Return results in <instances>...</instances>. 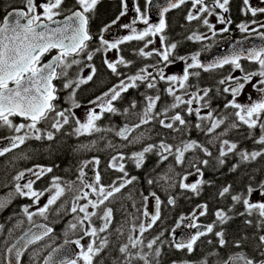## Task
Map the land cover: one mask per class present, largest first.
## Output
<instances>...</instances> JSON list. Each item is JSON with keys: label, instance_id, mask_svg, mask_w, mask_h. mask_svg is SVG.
Wrapping results in <instances>:
<instances>
[{"label": "snow or ice", "instance_id": "6c2138e0", "mask_svg": "<svg viewBox=\"0 0 264 264\" xmlns=\"http://www.w3.org/2000/svg\"><path fill=\"white\" fill-rule=\"evenodd\" d=\"M189 2L191 3V9L188 11L186 17L189 22L202 20L203 24L212 31L213 35H216L215 26L207 18L215 15L217 22L225 25L219 31H229L227 25L231 24L232 20L226 18L223 13L229 12L228 6L230 0H211L210 3L209 0H167L166 6H160L159 22L157 24L149 23L147 11H142L139 6H136L134 9L136 16L130 23L121 25L123 29L128 30L129 34L110 42L105 38L104 33L112 25H115L121 17L126 15L127 3L125 0H121L124 10L110 24L105 25L101 29L99 35L101 47L97 48L96 52H100L101 50L105 52L116 50L119 52V46L125 42L143 41V47L138 50L139 56L145 58L157 56L159 57V61L155 65L140 68L134 75L121 79L117 85H114L107 92L89 101L90 104L95 105L100 111L96 112L95 108L88 109L86 120L83 122L75 117L72 108H58L55 103L58 99V89L54 81L64 79L63 88L71 89L69 99L72 101V107H80L74 99L75 93L81 85L87 84L93 79L96 68L91 64L86 65L91 68V74L86 78H77L76 80L68 78L69 69L74 65H80L81 60L77 59V57H81L82 55L86 57L87 61L93 60V52L89 50V42L93 40L89 24L99 0H76V4L79 7L67 10L63 7L65 0H42L39 5H37L36 0H24L22 8L7 12L3 16L2 22H0V128H7L13 135L0 137V140L8 141L7 144L0 147V156H4L14 149L20 148L21 145H24L29 140L53 141L55 134L61 132L64 126L69 125L71 121H74L73 133L77 136L101 132L102 129L97 124V121L101 120L104 113L115 114L118 112L117 107L114 106V102L120 99L123 93L127 92L130 88L139 87L140 84H146L148 89H155L157 87L156 78L158 77L159 80L168 82L169 87L165 91L173 97L174 102L162 110L156 111L160 95H145L146 106L142 113L136 114L139 117V122L132 125L125 124L116 131V136L127 141L128 144L140 143L144 139L143 133L139 136H131V138L130 134L142 125H147L154 121H158L162 128L174 132L182 131L189 126L190 122L179 111H176L171 116H169V112L180 108L181 105H186L187 115L191 116L195 114L199 121L195 127L203 131L205 135L211 136L215 133L221 125L225 124L229 115L236 118L224 132L213 136L208 141L211 144L219 140L220 147L217 159L220 165L225 163L224 158L229 154H238L242 162L254 161L258 157H264V147L251 152L246 150L237 151L238 145L236 142H230L228 139L220 140V137L226 135L229 129L244 125L249 130V138H252L254 130L259 128L260 135L254 139V143L264 146V44L234 50L230 56L218 58L208 65L200 62L198 59L200 53L191 55L190 63L187 62L188 57L174 56L177 44H169L166 35H164L166 29L165 13ZM148 3L151 4L152 0H148ZM243 5L242 11L245 14L251 13L253 17H256L258 13L264 14V7H253L250 5L249 0H243ZM215 9H219L220 12H215ZM61 16H63L62 20L57 19ZM138 22H142L146 27L143 30H138L136 27ZM250 25H256V27H251ZM237 27L242 33L255 34L264 40V32L260 31V29H264V21L253 19L250 24L241 23ZM157 35H159L161 48L145 51L149 45L154 43V40L146 38L156 37ZM205 38V36L196 33L187 37V39L195 41ZM53 51H55V55H51V59L45 61V56L53 53ZM175 59L185 62L183 74L179 76H166L164 68L173 63ZM241 59L253 62L258 67L255 70L245 71L240 63ZM105 63L113 74L120 75L117 70L118 65L127 67L132 62L120 56L114 62L105 60ZM161 63L163 67L160 66ZM226 65L232 66L233 71L239 70L242 73L241 76L229 74L218 81L219 85L224 86L222 89L223 93L229 94L232 97L231 100H228L224 104V108H231L234 111L219 117L214 116L212 110H209L206 115H201L203 108H210L207 98L212 89L197 86L195 91H189L191 85L186 84V82L189 81L191 76L199 77L200 75L199 71L191 70L201 69L207 72L223 68ZM148 67L153 68L155 74L149 72ZM255 77H259L260 79L253 83ZM177 84L179 89L183 90L184 94L189 97L188 99H184L181 95L176 94L175 86ZM249 84H251L253 91L259 93V96L257 99H252L251 93H249L248 102L241 104L238 102V97L243 94L244 89ZM194 104L197 107L194 108ZM131 107H136L135 102H133ZM123 112L124 114H128L129 109L125 108ZM15 117L21 118L22 122L15 123L13 119ZM166 120L169 122H166ZM41 124H48L49 128H41ZM177 124L181 127H176ZM205 124H207V127H205ZM103 130L112 131L110 128ZM95 143V141L92 142L93 145ZM81 147L87 148L88 146L82 145ZM108 147L124 148L127 147V144L117 146L109 142ZM190 150H200L209 157L212 155L206 146L199 144L195 140H182L180 144L173 145L162 139L158 144H147L142 150L133 152L131 156L127 157L123 152H117L116 155L111 157L108 168L114 169L122 173V175L108 185L101 182V173L98 170L100 165L99 157H93L91 160L81 162L76 181L62 182L60 177L54 176L52 177L50 188L43 191H38L33 186L36 181L51 173L53 171L52 167L37 164L32 168L18 172L13 177V180L16 182L15 193L17 195L31 199L33 205H38L39 200L45 195V192L50 193V195L46 203L43 206H38L34 212L29 211V207L27 206L23 208V212L28 221L32 223V227L12 247L8 248V252L14 256L15 264H21V257L29 245L43 241L53 232V228L46 224H35L33 217L38 215L47 219L49 212L55 211L59 215L62 209L65 212L73 214L74 222L69 223L68 229L82 232V235L75 240H65V244H74L79 251L73 254L66 248H52L51 252L43 258V264H95V258L108 245L107 237H101L99 234L107 232L113 223V208L108 207L106 202L112 203L117 194L121 193L123 189L137 179L135 176L129 177L123 161L126 159L132 160L135 163V167L139 169L146 161L147 154L154 153L158 156L160 163L168 160L169 156L174 155L175 163L182 164L185 160V153ZM201 163L207 165L209 161L205 159ZM90 164L93 165L91 169L93 176L91 178L88 177V173L85 171ZM192 166L195 167V163ZM235 167L234 165L233 171ZM196 170L200 173L199 168ZM26 174H30L35 179H28L26 183L21 184L20 181L25 178ZM200 174L202 175V173ZM160 179L169 182L172 180V177L165 174ZM186 179L187 176L184 177V180ZM147 182L149 185H152L157 181L149 179ZM203 183V180H198L195 183L188 184L181 180L179 187L181 189H190L192 192L199 194L200 185ZM168 186L174 187L175 185L168 183ZM230 188V185L223 187L219 195L221 197L226 196V194L230 193ZM85 189L90 191H85ZM254 192H259L261 200L256 202L251 200ZM68 194H72L70 208H65V204L68 203L65 200L58 208L53 209V206L57 205V202L61 201ZM90 194L96 196V199L89 198ZM150 196L155 199L153 211L149 212L147 210L149 196H143L144 206L141 215L146 219L141 220L138 225L133 223L132 228L129 229L127 243L119 247V252L125 257V264H131L132 259H139L143 261V264H152L149 256L153 254L155 264H160L161 248L154 246L158 242L164 243L161 240L164 232L161 231L159 235L148 240L145 244V233L152 229L161 218V199L155 192L150 193ZM82 200L86 202L81 204L80 201ZM231 200L234 205H243L244 211L238 213V215L257 216L258 219L255 222V227L260 231H264V181H260L256 187L249 184L246 193L231 195ZM167 203L174 205L175 199L170 196ZM3 207H5V204L0 202V208ZM199 207L202 209L199 215H206L207 205ZM137 211L140 212V209H137ZM231 211V208L228 209V212L222 209L217 210L215 213L216 220L203 227L196 223L195 212L191 217L181 216L180 221L186 218L189 219L190 223L187 226L196 229V231L194 234L187 235L185 239H173L169 242L170 246L178 251L186 249L191 254L197 241L201 237H205L211 233L218 238L219 246L221 248L225 247L228 244V240L225 238L226 234L223 228L221 227L220 230L215 229L217 225H225L233 218L228 214ZM94 218L102 221L99 227L95 225ZM134 219H138V217ZM244 223L250 226L253 225L251 219H246ZM176 226H180L179 221ZM122 228L123 226H121V229H117V231H122ZM0 229H2V226H0ZM33 229L36 230L33 231ZM134 232H138V234L133 235L132 233ZM85 237L90 238L86 246L81 243ZM246 240L247 237H241L235 240L234 244L237 248H241ZM208 243L212 244L213 241L209 240ZM144 247L149 251H143ZM255 247L258 251L259 259L250 257L244 252H238L230 255L227 260L218 262V264H264V234L258 236V243ZM132 250L136 251L133 252ZM35 255H39V253L37 252ZM201 264H207V261H202Z\"/></svg>", "mask_w": 264, "mask_h": 264}, {"label": "trees", "instance_id": "16d2710c", "mask_svg": "<svg viewBox=\"0 0 264 264\" xmlns=\"http://www.w3.org/2000/svg\"><path fill=\"white\" fill-rule=\"evenodd\" d=\"M17 0H9L5 5L3 0H0V19L3 12L8 8V5H15ZM112 4L103 2L97 7L96 18H94L91 28H95L96 25L110 16L112 10ZM190 25L183 22V15L176 14L170 17L169 20V33L173 37L178 38L177 51L179 56L189 54L187 48H192V45L185 40V33L189 30ZM100 67H98V76L93 78L89 84L82 86L74 96L77 103H86L87 100L96 98L99 93L107 86L111 85L114 81L106 76L101 75ZM104 72V71H103ZM221 74V73H220ZM217 73H201L199 77L191 76L186 84L191 85L190 91H195L196 87L211 88L212 91L207 98L210 104L208 110H212L214 116L227 115L234 110L229 108L225 109L224 104L230 100L229 94L223 93V85H219L218 81L222 78ZM220 77V78H219ZM161 83L160 100L157 102L156 111H160L173 103V97L166 95L165 85L166 82ZM109 87V86H108ZM106 87V89L108 88ZM70 91V89H68ZM69 93V92H68ZM145 95L156 96L152 91L146 88V84H141L137 88L129 89L126 93H123L121 98L115 103L118 112L107 116L105 114L101 120L97 121V124L101 127L105 136H108L107 132L103 129H112L110 138H113V145H124L119 143L116 136V131L119 126L125 124L132 125L139 122V117L136 114L142 113L146 106L147 101ZM135 102L136 107L132 108L131 105ZM58 103H62L61 95H59ZM129 109L128 114H124L123 110ZM171 112H169L170 115ZM174 114V110L172 111ZM189 126L182 131L174 132L169 129L162 128L158 121H154L147 125H142L139 129H135L134 136L144 134V139L137 144H128L127 147L114 148L115 151L123 152L126 157L131 156L133 152L142 150L147 144H158L162 139L169 144L178 145L181 141L195 140L199 144L206 146L212 155L206 156L200 150H190L185 153V160L182 164L175 163L174 155L169 156L168 160L163 163L159 162V158L154 153L147 154L146 161L137 169L135 163L132 160L126 159L124 161L125 169L128 172L129 177L135 176L137 179L125 190L127 194H121L116 200L119 209H116L114 213V222H118L123 217L137 216L135 210V203L143 199V196H149L150 193L155 192L161 199V218L153 226L150 233L146 232L145 243L148 240L153 239L161 231L164 235L161 240L163 244L157 243L154 247L161 248V256L159 257L160 264H201L202 261H207V264H218V262L227 260L230 255L238 252H244L250 257H256L259 259L258 251L255 245L258 243V236L264 234V231H260L255 227V222L258 219L257 216H240L238 213L243 212L244 208L242 204H233L231 195L246 193L247 186L251 184L256 187L260 181H264V157H258L254 161L242 162L238 154H229L225 157V163L220 165L218 163L219 156V140L209 144L208 141L213 136L218 135L228 128L229 124L236 118L229 115L225 124L221 125L211 136L205 135L203 131L195 127L199 121L193 116L187 117ZM163 118V117H162ZM112 124V127L109 124ZM176 127L180 128L178 124ZM207 127V125H205ZM101 132H98L101 136ZM249 130L246 126L241 125L238 128L229 129L226 135L220 137V140L228 139L230 142H236L238 150H246L251 152L253 150H259L261 145L255 144L254 139L260 135L259 128L254 130V136L248 137ZM97 135V133H96ZM90 136V135H88ZM85 138V139H84ZM107 137L102 139L101 137H93L92 140L83 137L77 139L73 133V128L66 125V129L57 133L56 138L49 142H26L19 149L0 156V194L10 186L15 185L13 177L20 171L25 170L34 165H43L46 167H52L53 172L65 174L68 177L74 176V171L79 169L81 162L86 161L92 157H99L100 159V172L104 173L106 170L107 160L106 154L111 152V148L108 147ZM85 140L89 142L97 141L95 145L92 143L83 144ZM82 145L93 147L91 150L82 148ZM81 147V149H79ZM27 157V158H24ZM207 159L209 163L204 165L201 161ZM195 163V167H193ZM235 170L233 171V166ZM197 168L200 169V173L197 172ZM168 174L172 177V180L165 182L160 177ZM189 175L186 180L191 178L194 183L198 180H203L204 183L200 185L199 194L192 192L190 189H181L179 182L184 180V176ZM153 179L156 183L149 185L148 180ZM168 183H173L174 187H169ZM231 186L230 193L221 197L219 192L225 186ZM129 196V197H128ZM175 199V204L170 205L167 203L169 197ZM28 201L18 198L14 205H11L4 210L0 215V264H4V252L6 247L21 235L28 227L22 219V207L26 206ZM207 205V212L201 218L200 223L204 226L213 223L216 220L215 213L217 210H224L228 212V209H232L228 214L233 218L225 225H217L215 230H220L222 227L228 244L225 247H220L218 244V238L209 233L205 237H201L194 246V251L189 254L187 250H176L171 247L169 242L173 240V230L181 216L188 217L194 212L201 209L199 206ZM60 219V218H59ZM126 219V218H125ZM246 219H251L253 225H247L244 223ZM122 225H126L122 223ZM58 229H55V231ZM114 237L116 235L114 234ZM241 237H247L241 248H237L234 241ZM212 240L213 243L209 244L208 241ZM147 251H149L147 249ZM152 264H155L154 254L149 256ZM34 264L32 257L26 254L23 257L21 264ZM38 264V263H35ZM96 264H125L124 255L119 253L117 248V241H114L107 249L104 255H102ZM131 264H143L138 259H132Z\"/></svg>", "mask_w": 264, "mask_h": 264}, {"label": "flooded vegetation", "instance_id": "af4514ba", "mask_svg": "<svg viewBox=\"0 0 264 264\" xmlns=\"http://www.w3.org/2000/svg\"><path fill=\"white\" fill-rule=\"evenodd\" d=\"M8 1L9 0H3V4L5 5L6 3H8ZM17 1L18 2H16L17 4H15V5H8V8L3 12V15L0 19V22H2V18L4 15L7 14V12L13 11V10H18V9L23 7L24 0H17ZM41 2H42V0H36L37 5H39ZM103 2H107V3L112 4L113 9L110 12V16L106 20L98 23L95 28H91L90 25L92 24L94 18H96L95 16H96V12H97L96 11L97 7ZM125 2L127 3L126 15L121 17L120 20L115 25H112V27L107 32L104 33L105 38L108 39L110 42L114 41L116 38H119V37H122L124 35L129 34L128 30L123 29L121 27V25L130 23L132 21V19L136 16V13L134 10L136 6H139L142 11H144V10L147 11L149 23L157 24L159 22V17L158 18H157V16L154 17L152 14V11H150V9H149L150 4L148 3V0H125ZM210 2H211V0H209V3ZM249 3L253 7H264V0H249ZM63 7L67 10V9H75V8H78L79 6L76 4V0H65ZM97 7H96L94 13L92 14V19L90 20V24H89L90 32L93 35V40L89 42V50L93 52V60L87 61L86 57H84L83 55L81 57H77V59L81 60V63H80V65H74L71 69H69V76H68L69 79L86 78L89 74H91V68L86 66L88 64H91L96 68V72L93 75V78L98 76V74H99L98 73V67H100V69H101L100 71L102 72L101 75L106 76V78H109L112 81H120L121 79H126L127 76L134 75L140 68L146 67L148 65L157 64V62L159 61V57H157V56H152V57H147V58L139 56L138 50H139V48L143 47V44H144L143 41L125 42L123 45L119 46V48H120L119 52H117L116 50H109L107 52L101 50L100 52H96V49L101 47L100 43H99V35H100L101 29L104 28L105 25L110 24L111 21L116 19V17L119 16L120 12L122 10H124L123 5L121 3V0H99ZM228 7H229V12L223 13V15L226 18H230L232 20V23L227 25V27L229 29V31H227V32L219 31V29L225 27V25L219 24L217 22V18L215 15L207 17L209 19V22L215 26L216 35H213L212 31H210L203 24L202 20H194V21L189 22L186 19L188 11L191 9V3L190 2L186 3L185 5H181L179 8L169 10L167 13H165L166 29H165L164 35H166V37H167V42L169 44L176 43L177 47L179 45L178 38L171 36L169 33L170 17L179 13V14L183 15V22L190 25L189 30L184 35L185 40L192 45V48H187L189 50L190 54H195V53H199V52L204 51V50H208L215 44L233 43V42H237V41H242L244 39H247L248 37L252 38L255 46L264 44V40H262L259 36L255 35V34H250L247 32L242 33L239 30V28L237 27L241 23H249L250 24V22L253 19H255L257 21H264V14L258 13L256 17H253L251 15V13L245 14L242 11V9L244 8L243 0H230ZM215 12L219 13L220 10L215 9ZM204 15H206V14H204ZM57 19L62 20L63 16L58 17ZM250 26L256 27V25H250ZM136 27L138 30H143L146 26L142 22H138ZM260 31L264 32V29H260ZM193 33L201 34V35L205 36L206 38L202 39L200 41L187 39V37L192 35ZM146 39H152L154 41L160 42L159 35H157L156 37H148ZM145 51H148V48H146ZM219 51L220 52L226 51V46L221 45ZM51 55H55V51H53V53L49 54L48 56H45V58H44L45 61L51 59ZM120 56H122L125 60L131 61L132 63L127 67H125L124 65H118L117 70L120 73V75H115L107 67L105 60L114 62ZM174 56H178L177 48L174 50ZM110 57H111V59H110ZM240 63L242 65L243 69L244 70L248 69V71L255 70L258 67L257 64L250 62L246 59H242L240 61ZM206 73H217V74L221 73L219 76H223V75L228 76L229 74H232L234 76H241V74H242L239 70L233 71V68L230 65H226L223 68H217L215 70H212V71H209ZM258 79H260V78L255 77L253 80H258ZM63 80L64 79H58V80H56V83H55V85L58 89V93H57L58 97H59V95L63 94V91H61V87L59 89L60 85L58 82L63 81ZM91 81H89L87 84H89ZM113 85H114V83L111 85L108 84L107 86H105V88L101 91V94H103L104 92H107L110 88H112ZM106 87H108V88L106 89ZM42 125H45V124H41L40 125L41 128L44 127ZM55 138H56V136H55ZM30 141H36V140L33 139V140H29V142ZM42 141L49 142L48 140H41V141H37V142H42ZM7 143H8V141L5 142V144H7ZM113 155L114 154H111L110 156L112 157ZM33 166H34V164H32L31 168ZM74 173H75V171H74ZM55 174H57V173L52 171L51 173H48L45 176L55 175ZM60 174L65 175L63 173H60ZM92 176L93 175H90V177H92ZM28 179H35V177L31 176L30 178H27V180ZM27 180H26V182H27ZM50 186H51V184H47L46 179L43 176L40 180L36 181V183L34 184L33 187H34V189H36L38 191H43L45 189L50 188ZM19 197L20 196L15 193V186H10L7 189H5L0 194V202H3L5 204V207L0 208V215L8 207H10L11 205H14ZM22 198H24V197H22ZM25 198L27 199L28 202H30L26 206H28V207L32 206L33 205L32 200L27 198V197H25ZM64 201H65L64 199H61V201H58L57 205H54V207L58 208L59 205L61 203H63ZM45 203H46V201H45ZM67 205H68V203L65 204V207ZM69 205L71 206V202L69 203ZM118 205L119 204H117V206H113V207L111 205H107L108 207L113 208V223H112V225H110V230H111V233L113 234V236H112V239L109 240V246H111V244L114 241H117V247L119 246L118 243H119V237H120V232H118L117 229H121V226H123L122 231L126 230L125 225H122V223L125 224L130 219L129 217H123L121 220H118L117 223L114 222V213L116 211L115 209H119ZM23 207H25V206H23ZM63 212H65V211L62 209V213ZM144 219H146V218L141 217L140 221L144 220ZM95 220L98 222L97 227H99L102 224V223L100 224L101 221L98 219H95ZM54 227L56 229V226H54ZM114 234L116 235V237H114ZM47 240H48L47 238L44 239L42 242H40V244L43 242H46ZM64 241L65 240H63V241L61 240L60 242H64ZM97 243H98V241H97ZM39 245H36L35 247H37ZM76 250H77V252L79 251V249H77V248H76ZM106 251L107 250H104L98 257L95 258V264L97 263L99 258L105 254Z\"/></svg>", "mask_w": 264, "mask_h": 264}, {"label": "rangeland", "instance_id": "374dc122", "mask_svg": "<svg viewBox=\"0 0 264 264\" xmlns=\"http://www.w3.org/2000/svg\"><path fill=\"white\" fill-rule=\"evenodd\" d=\"M153 48L160 49V48H161V43H160L159 41H154L153 44H151V45L148 46V51H151ZM186 57L189 58L187 62L190 63V62H191V60H190L191 55H188V56H186ZM110 59H111V57H110ZM161 67H163V64L161 65ZM184 67H185V62H184V61H179V60H178L177 63H175V64H169L167 67H165V68H164V73H165L166 76H167V75H178V76H179V75H182V74H183V68H184ZM148 71H149V72H153V68H148ZM241 75H242V74H241ZM255 82H256V80H253V83H255ZM168 87H169V84L167 85V88H168ZM175 87H176V94L181 95L184 99H188V98H189L187 95L184 94V91H183V90L179 89L178 84H177ZM167 88H166V89H167ZM189 91H190V90H189ZM249 93H251L252 99H257L258 96H259V93L253 91L251 84H249V85H247L246 88L244 89L243 94L240 95V96L238 97V102H240L241 104L248 102V94H249ZM231 99H232V97H231ZM79 104H80V103H79ZM182 106H184V107H182ZM193 107L195 108V107H197V105L194 104ZM68 108H72V111L74 112L75 117L79 118L82 122L86 120V113L83 112L84 108H86V109L95 108L96 112H99V111H100L99 108H96L95 105L90 104V103H87V104H85V103L80 104V107H77V108H73L72 106H70V107H68ZM186 108H187L186 105H181L179 110H182V111H179V110H176V109H175L174 112L179 111V112L181 113V115H187ZM66 109H67V108H66ZM206 113H207V112H204V111L201 110V115H206ZM170 115H173V113L170 114ZM187 116H189V115H187ZM193 118L196 119V116H193ZM168 122H169V121H168ZM2 129H7V128H2ZM7 130H8V129H7ZM133 132H134V131H133ZM133 132H132V133H133ZM132 133H131V134H132ZM11 135H13L12 132H11ZM4 145H5V143H1V142H0V147H3ZM79 149H81V147H80ZM91 169H92V165L90 164V165L88 166V168L85 169V170H86V172H88V171L91 170ZM186 176L188 177L189 175H186ZM184 177H185V176H184ZM27 178H30V174H26L25 178H24L23 180H21L20 183H21V184L26 183ZM186 181H187L188 184H192V183H194V181H192L191 178H189V179L186 180ZM49 195H50V193L45 192V195L42 196L41 199L39 200L38 205H32V206H30V207H29V211H32V212L36 211V208H37L38 206H42L43 203H45V201H47ZM90 195H91V194H90ZM89 198H91V199H96V196L93 195V196H90ZM251 200H252L253 202H256V201H258V200H261V197H260V195H259V192H254V193L252 194V196H251ZM85 202H86V201H85ZM85 202H84V203H85ZM80 203H81V201H80ZM82 204H83V200H82ZM147 210L150 212V203H149V201H147ZM50 214H52V213L50 212ZM80 215H82V214H80ZM25 216H26V215H25ZM34 218H35V219H41V218H43V217H40V216L37 215V216H34L33 219H34ZM187 221H188V219H184L183 221H180V220H179V222H180V226H179V227L176 226V227H175V230H182V229H184V228L187 226ZM176 225H177V224H176ZM60 231L62 232L61 229H60ZM66 232H67V236H68V237H70L69 234L72 235V236H75V235H76V233H75L76 230H74V231H73V230H69V231L67 230ZM78 233H80V232H78ZM65 236H66V235H65ZM36 253H37V252H36ZM38 253H40V252H38ZM37 256H38V255H35V256H34V259H36ZM37 260H38V259H37Z\"/></svg>", "mask_w": 264, "mask_h": 264}, {"label": "water", "instance_id": "95a60500", "mask_svg": "<svg viewBox=\"0 0 264 264\" xmlns=\"http://www.w3.org/2000/svg\"><path fill=\"white\" fill-rule=\"evenodd\" d=\"M166 3H167V0H152L151 9H152V11L154 9L153 14L155 16L159 17L160 6H166ZM220 45H217L216 47H213L211 50L199 55L198 59L200 60V62L202 64L208 65V64H211L213 61L217 60L218 58L230 56L234 50L246 49V48H250L252 46H255L252 38H247L242 42H238V44H234V46L228 45V44H223V45H227L225 52H219L218 51V49H219L218 47ZM35 230L36 229H33V231H35ZM23 235H24V233L20 237H22ZM187 235H189V233L187 231H182L178 234L176 240L185 239ZM16 241L14 243H12L8 248L12 247V245L15 244ZM58 247L59 248H66V249H68V251L70 253H73V254L76 252L75 248L71 244H61V245L57 246L56 248H58ZM5 261H6V264H15L14 256L8 252V249L6 251Z\"/></svg>", "mask_w": 264, "mask_h": 264}]
</instances>
